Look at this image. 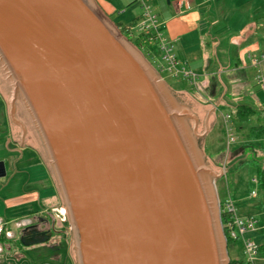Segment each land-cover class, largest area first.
Returning <instances> with one entry per match:
<instances>
[{"label":"water","instance_id":"95a60500","mask_svg":"<svg viewBox=\"0 0 264 264\" xmlns=\"http://www.w3.org/2000/svg\"><path fill=\"white\" fill-rule=\"evenodd\" d=\"M0 87L51 172L75 264H229L207 126L94 0H0Z\"/></svg>","mask_w":264,"mask_h":264},{"label":"rangeland","instance_id":"374dc122","mask_svg":"<svg viewBox=\"0 0 264 264\" xmlns=\"http://www.w3.org/2000/svg\"><path fill=\"white\" fill-rule=\"evenodd\" d=\"M94 1L99 5L97 0ZM132 1L106 0L111 9L113 22L119 21L127 25L133 23L134 18L140 17L141 2L139 0ZM144 2L156 17L159 16L158 0H144ZM99 7L105 14H108L105 4L102 3V6L100 4ZM133 30L136 29L133 27ZM224 44H226L225 41L222 43L223 47ZM223 47L221 46V48ZM192 48L196 52H200L201 59L206 61L200 70L191 68L192 72L200 75L197 83L202 81L201 74L203 72L211 73V85L207 89H204L203 92L199 89L192 92L193 87L184 80L166 75L160 77L169 84L171 93L179 103L195 114L197 133H202L205 125L207 126V135L204 138L198 137L197 145L204 155L205 165L213 173H221L214 177L217 199L219 200V197L222 198L227 194L235 202L237 215H254L257 220L262 221L264 219V205L261 206L263 204L262 196L258 185L252 182V179H256L257 169L248 161L251 163L260 161V164H264V138L253 140V145H248L243 140L244 135L236 132V122L234 121L235 107L238 104H246L260 111L259 114L241 125L245 128L258 124L256 116H264L261 112L264 111V92L256 84V70L245 67L244 71L237 75L238 79L241 78L240 81L233 82L234 71L231 74L226 72V69L232 68V65L228 61L222 60V49L217 46V42H203L201 48L196 49L193 45ZM260 49V53L264 54V46L261 45ZM216 55H218L217 58ZM149 63L151 64L150 61ZM261 70L264 75V62L261 64ZM197 93L202 97H199ZM226 115L229 116L227 120L224 119ZM10 116H12L10 99L0 87V160L4 162L6 172V175L0 178V217L9 220L8 228L13 237V239L0 242L3 247L0 253V264H75V256L71 255L72 238L67 226V239L59 237L58 234H52L49 241L31 246H24L19 241L21 228L17 227L16 223L21 220V217L32 211V208H39V202L33 201L32 191L35 188L41 190L44 187V173L38 166L21 168L24 160L21 161L18 158L21 155L33 157L31 153L33 151L28 150L30 148L35 150L43 161L44 159L27 130L25 121L16 113L14 118L24 125L25 132H22L18 125L12 123ZM227 127L233 133V141L230 142L226 135ZM31 162H35V160L33 159ZM36 173L40 174L41 179L35 184L33 179ZM31 180L32 183H30ZM251 191L256 193L254 197L249 196ZM40 202L46 204L44 199ZM60 203L63 209L62 202ZM62 218L64 221L66 220L64 213ZM260 226L261 224H256V228ZM260 231V235L255 233L249 235L251 241L256 245L264 242V229ZM57 236L58 239H56ZM242 251L243 247L240 241L230 243L227 247L228 257L231 260L241 259ZM254 264H264V254L258 255Z\"/></svg>","mask_w":264,"mask_h":264},{"label":"crops","instance_id":"0c3cea01","mask_svg":"<svg viewBox=\"0 0 264 264\" xmlns=\"http://www.w3.org/2000/svg\"><path fill=\"white\" fill-rule=\"evenodd\" d=\"M158 1L159 16L155 15V17L161 24V31L165 39L172 44L173 53L180 63L190 70L192 67L200 70L206 61L201 59L200 52L193 50L192 45L199 49L203 46V42L215 41L217 46L222 49V60L228 61L232 65V68L229 67L226 72L231 74L234 71L233 82L240 81L241 78L238 79L237 75L243 72L245 67L253 70L247 59V53L259 51L254 53L259 54L261 45L264 46V0H190V9L187 11L177 6L178 0ZM102 3L110 13L111 9L106 0H102ZM223 41L227 44H224V47ZM217 57L218 55H216ZM210 74V72H203L201 74L203 79L200 83H197L200 76L197 74L192 92L197 89L203 92L204 89H207L211 85ZM197 95L202 97L199 93ZM28 150L33 151L31 152L33 157L19 156V160H24L21 168L38 166L44 173V187L41 190L35 188L32 191L33 201L39 202V208H32V211L21 217V220L16 224H21L22 226L19 228H22L31 221H42L44 227L52 230L48 234L47 241L51 239L52 234H58L59 237L67 239L68 230L63 226L61 199L51 172L35 150L30 148ZM33 159L35 162H31ZM39 179H41L40 174L36 173L33 179L35 184ZM32 182L31 180L30 183ZM42 199L47 206L40 202ZM260 232L258 230L255 234L260 235ZM2 250L3 247L0 245V253Z\"/></svg>","mask_w":264,"mask_h":264},{"label":"built area","instance_id":"2783aa9c","mask_svg":"<svg viewBox=\"0 0 264 264\" xmlns=\"http://www.w3.org/2000/svg\"><path fill=\"white\" fill-rule=\"evenodd\" d=\"M141 2L142 13L134 28L137 31L144 32L145 34H151L149 37L150 41L155 43L158 49V56L154 53H147L149 61L151 62L154 69L160 76L166 75L175 79L184 80L189 85L194 86L197 80V75L187 68L184 64L180 63L174 53L172 44L167 41L161 31V24L157 21L155 15L152 13L150 7L144 2ZM190 0H178L177 6L182 7L184 10L190 9ZM247 59L250 61L251 66L256 70V84L264 92V75L261 70V64L264 62V54H254L251 52L247 53ZM225 120L229 119V116L224 117ZM226 135L228 142L233 141V133L230 128L227 127ZM252 182L257 184L256 179H252ZM255 192L249 193L250 197L255 196ZM220 215L223 213L226 217L224 224L227 235L232 240H237L242 243L243 259L247 264H254L257 258V245L251 241L249 235L255 233L258 230L264 229V219L262 221L257 220L254 215L239 216L236 213L234 200L226 194L222 206L219 202ZM9 220L0 217V237L5 239L12 238L11 232L8 228ZM256 224H261L260 227L256 228ZM17 227H21V224H16ZM222 231H223V225Z\"/></svg>","mask_w":264,"mask_h":264},{"label":"trees","instance_id":"16d2710c","mask_svg":"<svg viewBox=\"0 0 264 264\" xmlns=\"http://www.w3.org/2000/svg\"><path fill=\"white\" fill-rule=\"evenodd\" d=\"M134 1V0H133ZM132 1V2H133ZM111 21L113 22V19L111 18V13L106 14ZM140 17L134 18L133 23H129L127 25L123 24L122 22H113L118 27L121 34L126 37L142 54L143 56L149 61V56H147V53H154L156 56H158L159 52L156 48L155 43L151 42L149 37L151 34L148 35L144 32L133 30V27L136 25ZM163 77V76H162ZM175 79V78H174ZM167 83V82H166ZM168 84V83H167ZM169 86V84H168ZM170 87V86H169ZM260 111H257L252 106L246 105V104H238L235 107L234 112V121L236 122L235 130L237 133H242L244 135L243 140L246 141L248 145H253V140L256 139H262L264 138V116L263 117H257L258 124L251 125L248 127L241 126L243 123H246L250 118L254 117L255 115L259 114ZM264 114V111H261ZM238 125V126H237ZM248 163L253 164V166L257 169V175H256V181L257 185L260 191V194L262 196V205H264V164H260V161H248ZM226 195H223L222 198L219 197L220 205L222 206V202L224 200ZM221 224L223 225V234L226 239L227 247L230 243H233L237 240H232L228 237L226 229H225V222L226 217L223 213L220 215ZM64 226L68 227L67 220L64 222ZM2 239H5L4 236L0 237V241ZM257 256L264 254V242L257 245ZM230 262L229 264H247L245 263L243 257L239 260H231L229 258Z\"/></svg>","mask_w":264,"mask_h":264},{"label":"flooded vegetation","instance_id":"af4514ba","mask_svg":"<svg viewBox=\"0 0 264 264\" xmlns=\"http://www.w3.org/2000/svg\"><path fill=\"white\" fill-rule=\"evenodd\" d=\"M99 2V5L102 6V0H97ZM44 222L34 220L29 222L28 224L24 225L20 232H19V241L23 239H28L30 237V232L33 230H37V233H45V235H48L52 230H49L48 228L44 227Z\"/></svg>","mask_w":264,"mask_h":264},{"label":"bare ground","instance_id":"6f19581e","mask_svg":"<svg viewBox=\"0 0 264 264\" xmlns=\"http://www.w3.org/2000/svg\"><path fill=\"white\" fill-rule=\"evenodd\" d=\"M181 107V106H180ZM63 213H64V211H63Z\"/></svg>","mask_w":264,"mask_h":264}]
</instances>
